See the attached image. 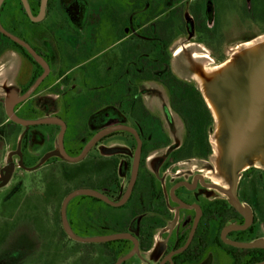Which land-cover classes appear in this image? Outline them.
Listing matches in <instances>:
<instances>
[{"label":"rangeland","instance_id":"374dc122","mask_svg":"<svg viewBox=\"0 0 264 264\" xmlns=\"http://www.w3.org/2000/svg\"><path fill=\"white\" fill-rule=\"evenodd\" d=\"M32 1L35 9L39 8L38 2H42ZM123 2L127 6V0H56L54 7L48 10L51 32L45 23L30 26L31 32L46 36L42 47L50 55L52 80L26 105L33 108L40 119L64 117L67 125L65 139L76 154L87 145L91 135L115 123L116 120L106 119L109 107L96 102L93 97L97 90L105 89L106 84L115 85L119 74H122L125 82L126 99L137 86L141 95L146 94L147 104L154 110L159 109L154 113L169 136L168 143L181 144L184 141L185 125L170 105L164 86L133 75V72L145 69L146 66L142 64L144 58L157 60L164 54L151 52L154 45L141 44L137 35L142 31H157L165 26L169 41L166 54L174 74L197 85L205 99V94L214 98L209 89L213 90L215 86L205 77L213 71V66L226 61L229 64L237 63L245 72L241 73L245 79L256 78L264 70V55L255 71L247 58V54L249 56L251 53L247 42L255 40L262 44L264 41V0H149L143 10H139L140 3L135 0L138 8H127L128 12L134 10L132 17L130 15L127 19L123 16L120 19ZM131 4L134 5L133 1ZM157 4H160V11L166 12L159 19L147 22L149 18L145 13ZM9 6L23 7L21 2ZM170 8H177V14H174L175 20L166 25L164 20L168 18ZM199 10L206 27L214 31L204 34L196 32L195 27L199 26L200 21H194V15ZM99 16L101 20H97ZM134 16L135 20L132 21ZM25 22L29 28L31 22L26 19ZM124 35L126 39L119 41ZM147 42L152 41L147 39ZM34 71L40 73V69L35 68L25 55L14 49L7 50L0 57V126L11 122L6 112V98L10 94L19 95ZM68 80L69 83L64 84ZM217 91L219 98L229 100L230 92L227 89L219 86ZM75 97L79 98L77 104ZM115 112L118 116V112ZM213 114L215 124L210 133L212 152L207 160H193L191 168L205 169L204 173L222 184V189L211 191L212 196L229 202L235 171L240 182L237 190L240 199L248 202L243 203L256 217L252 231L236 237L240 242L264 240V163L255 162L263 167L252 166L255 168L252 171H242L247 165L241 162L235 166L230 162L227 167L220 144L226 140L228 132L225 133L221 113L219 116L213 111ZM126 119L130 120L128 117ZM25 131L23 126H18L11 133L0 129V264H113L109 253L101 245L104 242L84 243L65 235L61 204L66 195L75 189L92 185L98 187L101 180L94 172L91 161L96 159L99 166L104 148L109 144L123 146L126 142L117 138L107 142V138H104L84 160L65 163L58 156L60 124L37 126L24 135ZM158 151L161 152L151 162L163 160L157 158L165 155L166 148L160 147ZM233 151L235 155L234 148ZM258 159L263 161L262 157ZM214 168L219 172V178L215 179ZM121 180L125 186L128 184V179ZM163 181L168 182L166 175H163ZM171 184H166L168 193ZM14 188L18 190L11 196L9 192ZM142 192L143 188L140 187L139 193ZM74 203L75 200L72 205ZM132 218L127 215V226L130 228ZM67 219L70 223L71 218L68 216ZM72 222L70 226L75 233V222ZM167 232L168 228L161 234L156 232L150 250L137 251L125 261L126 264H159L164 261L170 250L165 240ZM199 264L232 263L217 244L208 248L205 259Z\"/></svg>","mask_w":264,"mask_h":264},{"label":"flooded vegetation","instance_id":"af4514ba","mask_svg":"<svg viewBox=\"0 0 264 264\" xmlns=\"http://www.w3.org/2000/svg\"><path fill=\"white\" fill-rule=\"evenodd\" d=\"M30 1L33 2L32 0H27L31 14L27 12L22 0H3L2 4L0 5V25L3 29H0V57L7 50L14 49L15 51L25 55L29 62L35 66V68L40 69V73L38 74H36V71H34L32 76L30 77L29 82L26 84V86L23 87L19 95L10 94L6 98V108L7 101L10 97H20L27 93L45 72L44 66L37 60V58H35L31 50L21 42L25 43L31 49H33L35 53L49 67L47 76L34 89L31 95L28 98L16 103L14 106V111L18 117L27 120H36L40 118L35 115L34 111L32 110L33 108H30L29 105L26 104L32 99L34 95L47 88L46 85L52 80V71L50 55L42 47V43L46 40V36L42 37L40 33L31 32L30 26L42 25L45 23L44 25L48 28L50 33L51 31L49 26L51 23H48V10H50L49 0L47 2V7L44 10L43 18L39 21L33 20L32 17H39L42 2L40 3L39 8L35 9ZM18 2H21L23 7L11 8L9 6L10 4ZM180 2L181 1H178V3ZM156 6H151L149 10L151 8H156ZM143 8L144 7L139 10H143ZM160 8V6L159 8H157V12H160ZM176 9L177 8H170L168 11L169 14L167 17H170L172 21L176 18V16H174V14H177ZM172 11H175V13H172ZM162 15L158 16L155 19H159ZM194 16H196L194 21L197 20L201 22V20H203L200 10L198 11V14L195 13ZM25 19L31 22L29 28L25 26ZM200 24L201 23H199L198 27H195L196 32H199L200 34L206 33L205 31L200 30ZM125 28H127V26ZM145 31L146 33L142 31L137 35V37L142 41L141 44L143 45L146 43H148L147 45H154V48H152L151 52H160L158 47L169 46V41L166 38L167 31L165 26H162L157 31ZM36 34H39L41 38H39V35ZM12 36L16 37L21 42L13 39ZM125 39L126 36L124 35L119 38V41ZM147 39H150V41L152 42H147ZM162 53H164L165 55L166 52L162 51ZM162 56H159V58L154 61H159ZM143 71L133 73L134 77L160 83L159 81L153 79H144L141 75ZM157 73L160 72L157 71ZM122 77V74H119V79L115 81V85H113V83L106 84L105 89L109 90L108 95L112 94V90H120V92H125L126 87L123 85L124 79H122ZM68 83L69 80L64 84ZM119 84L121 86H118ZM160 84L163 85L162 83ZM51 85H53V83ZM134 87L135 88L133 92L128 93V99L130 101L129 103L123 101L113 103L112 101H110L105 104L109 107V112L106 113V119L108 121H116L115 123H111L109 126H106L104 128L122 125L132 128L135 132L127 128H119L111 131L100 139L102 140L104 138H107V142H111L113 138H117L126 143H124L123 146L118 147L109 144L107 148H104L103 159L101 158L102 162L99 166H97L96 159H93L91 161L93 170L95 173H98V177L101 181L100 185H97L98 187L92 185L88 186V189L96 190L104 194L108 198L109 202L103 200L106 203L105 214L107 222L111 223L112 219L116 218V214L121 213L123 224H126L125 226L127 231L125 232L131 233L139 241L138 251L141 250L146 252L150 250L141 249V238H150L153 242V239L157 236L156 232H159V234H161L163 233V231H165L166 228H168V232L165 233V240L167 248H169L170 250L166 259H164V261L159 264H199L205 259V257L194 263H191L183 259V257L181 258L180 254L185 252L191 246L195 239H199L201 240V243L199 242V244L201 245L198 249L199 251L196 250L195 254L204 253L206 256L207 239L219 238L222 240L223 229L226 226L231 225L232 223H235L237 225L244 224L245 217L237 209H235L228 200H224L223 198L218 196H212L211 191L222 189V184H220L217 180H214L212 176L204 173L205 169L191 168L193 160H195L196 158L207 160L206 158L198 156L187 157L178 160L174 158L173 152L182 143H168L169 136L163 129L160 118L154 113V111H159V109H152L145 100L146 94L141 95L140 91L137 89V86ZM234 87L235 91H233L232 96V107L235 111L234 121L235 133L237 135L235 136L238 137V141L237 139H235V152L236 149L240 151L237 163H243L242 160L248 147L252 146V144H254L258 140V138L264 144V80L258 79L256 81H249L241 80L240 78L234 85ZM164 88L167 91L169 102L171 105L169 91L165 86ZM115 111L118 112V116L117 114H115ZM165 111L168 112L167 107H165ZM127 117L130 119L129 121H127ZM8 119L18 125H21L13 121L10 117ZM60 119L66 122L64 117H61ZM42 125L44 124L30 125L28 127L23 125L21 126L26 129L24 134L26 135L29 133V130L35 129V127L37 128V126ZM136 133L141 140V152L138 161L136 180L127 201L122 205H116L128 193L130 184L133 179L137 159V149L139 144ZM94 135L91 137V139L94 137ZM65 136L66 134L64 135V149L67 154L71 156L79 155L85 146L80 153L76 154L73 150H71V148H69ZM100 140L91 148V150L100 142ZM160 147L166 148L165 155L157 158L163 160H154L153 162H151V160L154 159L159 152H161L158 151ZM90 151L88 152V154L90 153ZM59 159L65 163L68 162L62 159L60 156ZM259 161L263 163L262 160ZM149 162H151V165L149 164ZM255 162H257L256 158H250L248 166L242 171H247L249 169V171H252L255 169L252 168V166L256 168L263 167L261 165L258 166ZM182 165H184V167H180ZM214 171L215 179L219 178L220 174L216 168L213 169V172ZM163 175H166L168 178V182L172 183L169 193L166 190V187L168 186L166 184L168 182L163 181ZM121 178L128 179V184L126 186L123 184ZM239 186L240 182L237 181L235 194L239 201L244 205L243 202L247 201H243L240 199V193L238 194L237 191ZM17 187L18 185L15 186V188ZM140 187L143 188L142 193H139ZM133 196L135 197L134 199H132ZM224 201H226L234 209L232 210V216L227 218L226 223H224ZM129 203L130 205L128 207L123 208L126 204ZM116 208H120L121 210ZM251 214L253 215L254 219L252 225L246 230H234L229 232L227 235L229 239L233 240L232 238H237V232L246 233L253 228V225L256 222V217L253 212H251ZM127 215H129L130 218L133 216L130 223L132 228L127 226V223L129 222V220H127Z\"/></svg>","mask_w":264,"mask_h":264},{"label":"trees","instance_id":"16d2710c","mask_svg":"<svg viewBox=\"0 0 264 264\" xmlns=\"http://www.w3.org/2000/svg\"><path fill=\"white\" fill-rule=\"evenodd\" d=\"M132 1L134 5L131 4ZM136 1L140 3L139 9H141L142 7H145L146 1L149 0H136ZM55 2L56 0H49V7L53 8ZM40 3L41 2L39 1L37 5L38 7ZM123 4H124L123 10L119 17L120 19H122L124 16L127 19H129L130 15L134 12V10L128 12L127 8L130 6L133 9H137L138 7H136L135 0H127V6H125L124 2ZM159 6L160 4H157L156 8L153 9L151 8L149 12L145 13V16L149 18L147 22L157 18L158 16L162 15L165 12V11L157 12V8H159ZM172 13H175V11H172ZM99 19L101 20L100 16L98 17L97 20ZM134 20H135V16L134 18H132V21ZM171 22L172 19L170 17L164 20V24L166 25ZM128 23L129 21H127V24ZM200 23H201L200 25L201 31H205V32L214 31L206 27L204 19L201 20ZM167 47L168 46L158 47L160 51L159 55L162 54V51L166 52ZM95 55L93 57H95ZM142 63L146 66L143 73L141 74L142 77L144 79H153L159 81L167 88L170 95L171 106L173 110L181 117L185 125V130H186L185 138L182 144L179 145V147L173 152L174 158L176 160L187 157H194V156L207 158L212 152L210 133L214 127L215 120H214V115L210 107L208 106L201 90L194 83L183 80L179 78L176 74H174L170 66L169 59L166 56V53L165 55L163 54V56L159 61H154L149 58H144ZM157 71H159L160 73H157ZM123 85L125 86V82L123 83ZM118 86L121 85L119 84ZM111 92L112 94L108 95L109 93L108 89L107 90H105L104 88L99 89L97 90V92L94 93L93 98L94 100H96V102L99 101L102 102L103 104H107L110 101H112L113 103H118L121 101L127 103L130 102L128 98L127 99L125 98L127 97V94H124L125 92H120V90H115V91L112 90ZM78 100L79 98L75 97L76 104ZM1 115L2 113H0V118ZM18 126L21 125H18L11 121L10 124L8 125L3 124L2 126H0L1 127L0 129L5 133L6 132L11 133V131L15 130ZM16 190L18 189L14 188L9 192V194L13 196ZM134 198L135 197L133 196L132 199ZM73 200H75L74 205H72ZM73 200H71V202L68 204L67 214L71 218L69 219L70 225H72L71 224L73 223L72 221L75 222V233L77 235L82 237H90V236H98L100 234L107 235V234L127 231L126 226L123 224V221L121 219L122 217L121 213H117L116 218H113L111 223L106 221V214H105L106 203L103 200L88 195H80L75 197ZM129 205L130 203L126 204L123 208H126ZM116 209H120V208H116ZM232 210H234L232 206H230L226 201H224V223H226L227 218L232 216ZM249 231H252V229H250ZM64 233L67 236V233L65 231ZM243 233L245 232H237L236 234L241 235ZM234 240L240 241V239L237 238ZM199 242L201 243V240L195 239L191 244V246L185 252L180 254V257L181 258L183 257V259L191 263H194L204 258L205 257L204 253L195 254V251L200 248L201 244H199ZM217 244L221 248H223V251H225L226 256L230 259L232 264H254L264 261V249L238 248L224 243L219 238L207 239V244H206L207 251L210 246ZM101 245L106 250V252L109 253L110 255L109 257H111L113 264H115L120 257L128 254L133 249L134 246L133 241L130 239H119L114 241H108L101 243ZM151 246H152V239L141 238L140 247L142 250H149ZM122 264H126V262Z\"/></svg>","mask_w":264,"mask_h":264},{"label":"water","instance_id":"95a60500","mask_svg":"<svg viewBox=\"0 0 264 264\" xmlns=\"http://www.w3.org/2000/svg\"><path fill=\"white\" fill-rule=\"evenodd\" d=\"M24 3V6L27 10V12L29 14H31L30 12V7L29 4L27 2V0H22ZM3 0H0V5L2 4ZM47 2L48 0H42V4H41V12L39 17H32L33 20L35 21H39L43 18L44 15V10L47 7ZM0 29H2L1 25H0ZM13 39L19 41V39H17L16 37L12 36ZM21 42V41H19ZM22 44H24L26 47H28L31 52L34 54L35 58H37V60L44 66L45 68V72L44 74L36 81V83L31 87V89L25 93L24 95L18 97V96H12L8 99L7 101V108H6V112L8 114V116L15 122L23 125V126H30V125H36V124H45V123H57L60 124L62 126V130L59 136V152H58V156H60L62 159L68 161V162H79L81 160H83L86 155L88 154V152L91 150V148L105 135H107L108 133H110L113 130L119 129V128H127L133 132H135L132 128L127 127V126H122V125H117V126H111V127H107V128H103L102 130H100L99 132H97L94 137L87 143V145L84 147V149L82 150V152L77 155V156H71L69 154H67V152L64 149V135L66 132V123L60 119V118H42V119H36V120H27V119H23L20 118L16 115L15 111H14V106L16 103L28 98L31 93L34 91V89L41 83V81L47 76L48 72H49V67L44 63V61L35 53V51L33 49H31L28 45H26L25 43L21 42ZM250 53V52H249ZM264 52L262 53V56L255 62L251 63V68L255 71L261 61V58L263 57ZM247 58H248V54H247ZM237 65V63H236ZM264 69V68H263ZM243 70L241 69V67L239 65H237V69L233 74H228L225 73L222 75V77L220 78H216L214 80H210L212 85L215 86V89L213 88V90L209 89V93L218 100V102L220 103L222 110L229 114V116L233 119H235V111L232 107V98L231 96H233V91H235V87L234 85L237 83V81L241 78V80H249V81H256L258 79L264 80V70L262 71V74L256 75V78H250V79H245V77H243V75H241V73ZM249 78V77H248ZM219 86H223V88L227 89L228 92H230L229 94V100H223L221 98H219V91H217V87ZM217 91V92H216ZM206 100V99H205ZM207 101V100H206ZM208 104V102H207ZM209 106V104H208ZM210 107V106H209ZM211 109V107H210ZM212 111V109H211ZM213 113V111H212ZM214 115V114H213ZM225 120L228 122V118H225ZM224 120V121H225ZM226 122V123H227ZM225 127V133L228 132L231 134L232 138L231 139H235V121H234V125L233 126H224ZM137 135V133H136ZM138 137V135H137ZM238 140V139H237ZM138 149H137V159H136V164H135V170H134V175H133V179L132 182L130 184L129 187V191L128 193L124 196V198L116 205H122L123 203H125L131 193L132 187L135 183L136 180V176H137V168H138V161H139V157H140V152H141V140L138 137ZM233 143V141H232ZM240 154V151L238 149H236L235 152V160L233 162V166H235L237 164V160H238V156ZM243 162V160H242ZM236 184H237V174L235 171H233V184L231 186V192H230V204L237 209L244 217H245V223L244 224H231L229 226H226L223 229V233H222V240L224 243L234 246V247H238V248H245V249H254V248H261L264 249V240L263 239H258V240H254L251 242H238V241H234L231 240L227 237L228 233L231 231H238V230H246L248 229L252 223H253V215L251 214V212L239 201V199L237 198L236 194H235V188H236ZM80 195H88V196H93L99 199H102L104 201L109 202L108 198L93 189H88V188H79L76 190L71 191L70 193H68L66 195V197L63 200L62 203V207H61V216H62V223H63V228L65 230V232L73 239L78 240V241H82V242H108V241H114V240H119V239H131L134 242V246L133 249L126 255L120 257L115 264H122L123 262L127 261L128 259H130L131 257H133L138 249H139V241L137 238H135L131 233H113V234H107V235H99V236H93V237H81L79 235H77L76 233H74V231L72 230L70 223L67 219V207L68 204L71 202L72 199H74L77 196ZM254 264H264V261L262 262H258V263H254Z\"/></svg>","mask_w":264,"mask_h":264},{"label":"bare ground","instance_id":"6f19581e","mask_svg":"<svg viewBox=\"0 0 264 264\" xmlns=\"http://www.w3.org/2000/svg\"><path fill=\"white\" fill-rule=\"evenodd\" d=\"M247 44L248 45L250 44L249 45L250 46L249 47V50L251 49L250 50L251 53L248 56V59L251 62L257 61L262 56V53L264 52V41L262 42V44H260L259 42H256V41L249 42ZM250 56H252V57H250ZM228 64H229V62H225V63L219 64V65L213 66V71H211L209 74L205 75L206 80L207 79L214 80L216 78H220L225 73L233 74L236 71L237 66L235 64H229V65ZM199 81H201V80H199ZM203 82H204V80H203ZM200 86H202V85H200ZM205 95H206V100H207L209 106L211 107L212 111H214L219 116H220V113H221V116L224 117V120H225V118H228V122L226 120L225 121L223 120L224 121L223 122L224 126H226V125L233 126L234 125V122L231 121V117L229 116V114L225 113L222 110V107H221L220 103H218L215 99H213L210 96H208V94H205ZM231 138H232L231 134L230 133L229 134L227 133L226 140L220 144V149H221L220 151H221V154L223 155L222 158H225V161L224 162H226L227 167L229 166L230 162L233 164V162L235 160V155H234V151H233L234 144L232 143V140L233 139H231ZM237 138L238 137H235V139H237ZM231 150H232V153H231ZM263 151H264V144L258 138V140L254 144H252V146H250V147L247 148L246 153H245L244 156H245V158L259 157V156L262 157V155L264 154ZM245 158H244V165L247 164V159H245Z\"/></svg>","mask_w":264,"mask_h":264},{"label":"crops","instance_id":"0c3cea01","mask_svg":"<svg viewBox=\"0 0 264 264\" xmlns=\"http://www.w3.org/2000/svg\"><path fill=\"white\" fill-rule=\"evenodd\" d=\"M253 41H255V40H251V41H248L247 43H249V42H253ZM227 62V61H226ZM213 99H215L217 102H218V100L216 99V98H213ZM219 103V102H218ZM224 118V117H223ZM231 121L232 122H234L233 121V119L231 118ZM233 141V144H234V149H235V143H236V140L235 139H233L232 140ZM263 153H264V151H263ZM244 158H245V156H244ZM244 158H243V164H244ZM250 158H253V157H250ZM250 158H245V159H247V166H248V164H249V160H250ZM254 158H256V160L257 161H259L260 159H258V158H261V156H259V157H254ZM262 159H263V163H264V154L262 155ZM246 166V167H247ZM63 203V202H62ZM61 207H62V204H61ZM85 243V242H84ZM86 243H88V242H86Z\"/></svg>","mask_w":264,"mask_h":264}]
</instances>
